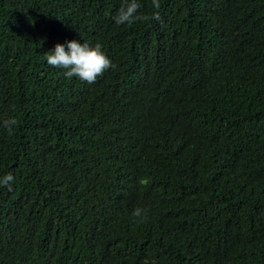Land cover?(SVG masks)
I'll return each instance as SVG.
<instances>
[{
	"label": "trees",
	"instance_id": "1",
	"mask_svg": "<svg viewBox=\"0 0 264 264\" xmlns=\"http://www.w3.org/2000/svg\"><path fill=\"white\" fill-rule=\"evenodd\" d=\"M139 2L0 0V264H264V0Z\"/></svg>",
	"mask_w": 264,
	"mask_h": 264
},
{
	"label": "clouds",
	"instance_id": "2",
	"mask_svg": "<svg viewBox=\"0 0 264 264\" xmlns=\"http://www.w3.org/2000/svg\"><path fill=\"white\" fill-rule=\"evenodd\" d=\"M152 7L158 10L161 7L160 0H151ZM142 5L139 0H124L118 13L114 17L117 25L131 26L137 21H146L148 16L138 14ZM155 19H160L158 11L153 13ZM47 63L56 68L67 69L65 76L72 78L78 77L89 84L94 83L99 76L111 68H115L111 60L102 50L100 43L95 46H89L88 43H80L76 40L67 41V50L64 44H56L54 51L48 52L46 56ZM18 125V120L14 117L7 118L3 121V127L9 135H12ZM14 177L7 174L0 178V186H8L11 189V182ZM148 209L136 207L132 212V217L136 223H143L147 217Z\"/></svg>",
	"mask_w": 264,
	"mask_h": 264
}]
</instances>
